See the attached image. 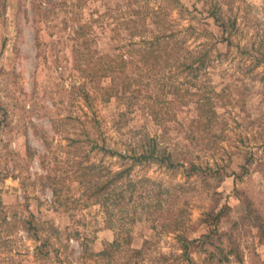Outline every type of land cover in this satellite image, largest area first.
<instances>
[{
  "label": "rangeland",
  "instance_id": "374dc122",
  "mask_svg": "<svg viewBox=\"0 0 264 264\" xmlns=\"http://www.w3.org/2000/svg\"><path fill=\"white\" fill-rule=\"evenodd\" d=\"M75 1L65 0L53 22L36 24L29 0H0V264H186L178 237L199 239L213 226L227 232L241 254V262L232 256L225 264H264V245L256 229L240 221L241 198L251 201L264 219V67L256 69L260 75L253 81L237 83L243 89L238 106L217 108V121L227 123L222 140L201 152L190 145V155L211 170L186 176L187 165L169 169L156 163L134 164L130 179L135 189L123 188L115 195L110 191L103 207L90 196L96 178L92 174L81 182L80 167L97 165L103 176L128 167L132 162L127 149L144 134L161 135L164 126L145 116L142 104L127 107L126 99L101 101L96 82L75 68L71 31L53 27L69 15L66 9ZM81 1L84 6L77 11L86 18L104 13L110 2ZM176 1L137 0V6L164 8L168 20L184 33L190 26L191 45L206 41L201 37L204 29L219 35L207 15L212 0ZM218 1L237 19L234 42L249 50L233 47L210 70L207 85L221 93L233 87L237 77L250 78L246 66L259 50L252 44L264 38V0ZM93 30L99 32L97 25ZM90 48L105 54L111 44L101 36ZM218 49L226 52L224 44ZM82 83L88 101L79 90ZM108 83L101 81L102 86ZM170 98L155 99L156 109L171 114L163 104ZM192 108L189 102L177 112L178 120L190 118ZM219 129L215 127L214 135H220ZM165 139L178 141L173 130ZM97 145L117 150L125 159L98 153ZM185 146L180 141L175 147L179 157ZM221 208L228 210L215 223L210 216ZM222 239L228 245L227 236ZM205 257L203 251L192 250L193 264H212L203 262Z\"/></svg>",
  "mask_w": 264,
  "mask_h": 264
},
{
  "label": "trees",
  "instance_id": "16d2710c",
  "mask_svg": "<svg viewBox=\"0 0 264 264\" xmlns=\"http://www.w3.org/2000/svg\"><path fill=\"white\" fill-rule=\"evenodd\" d=\"M64 2L65 0L59 3H51L49 0H29L34 23L53 22L52 18L61 10ZM144 2L146 3L147 0ZM81 3V0H76L74 6L72 5L73 8L67 7L66 11L69 15L59 23L61 26L53 24L58 32L68 29L71 31L68 37L72 42L75 68L83 77H90L91 81L96 82L101 101L106 103L112 98L126 99L127 107L142 104L140 109L143 114L154 120L155 124L164 126L161 135L144 134L135 142L134 147L127 149L126 153H131L132 162L128 167L118 171L108 170L107 176L101 174V168L97 165L89 164L80 167L78 173L81 182H86L92 174L96 178L94 185L89 188L90 196L97 198V203L104 207L110 191L115 195L123 188L134 190L136 183L130 179L134 164L156 163L169 169L183 168L187 165L188 167L184 168L186 176L205 174L206 171L211 170L208 165H203L199 161L198 156L190 155L189 147L192 145L199 148L201 152L212 149L219 140H222L220 136L223 137V127L227 123L217 121L216 110L218 107L227 109L238 106L243 89L237 83L244 82L245 78L251 82L260 75L256 69L264 67V38L252 44L253 49L257 47L259 50L255 49L257 55L251 57L246 66L251 71L250 78L244 75L243 79L239 80L237 77L233 87L228 85L223 92L216 93L214 87L209 88L207 85L210 70L217 67L222 61L220 58L222 59L233 47H236L239 52L249 53L246 47L240 48L239 44L234 42L238 32L237 19L228 15L223 3L212 0L207 11L219 35L216 36L208 29H204L205 35L201 37L206 41L195 45L188 43L190 38L188 31H192V28L187 27L186 33L183 29L178 30L173 26L172 21L168 20L167 11L164 8L147 4L137 6V0H110L104 13H99L96 18L92 16L86 18L83 11H77L84 6ZM172 3L177 4V1L172 0ZM94 25H97L98 33L93 30ZM101 36L108 38L111 44L110 50L105 54L90 50L91 43L96 44ZM219 44L225 45V53L218 49ZM90 62H94L92 67L88 65L91 64ZM260 77V80H264V71ZM141 78L146 79L147 83H142ZM104 79L109 81L106 86L101 85ZM79 90L83 99L88 101L90 95L85 89V83L79 86ZM225 90H227L226 94H224ZM164 95L171 96L166 103H163L164 109L170 110L171 114L168 111L162 113L156 109L155 99ZM150 100H152L151 105L148 102ZM189 102L193 104V115L185 121L178 120L177 112H181V109L188 106ZM166 124H173V126L167 127ZM218 126L220 135L217 136L214 135V129ZM169 130L175 131L177 143L166 142L165 137ZM180 141L186 142L185 154L182 157H179L175 151ZM131 142L134 144L130 141L129 145ZM97 147L98 153H107L125 159V155L117 150L98 145ZM240 200L244 207L240 221L256 229L258 242L264 245V219L253 207L251 201L247 198ZM226 210L228 209L221 208L210 218L217 223ZM24 224L28 226V229L32 228L30 221H25ZM236 225L238 221L233 224V226ZM228 235L227 232H220L216 226H213L208 234L202 235L199 239L189 241L179 236L181 259L186 264H193L191 254L192 250L196 249L199 252L203 251L206 255L203 259L206 263H229L232 256L236 258V261L241 262L238 246ZM224 236H227L228 245H225L222 239ZM36 238L33 237L35 240ZM209 248H212V251Z\"/></svg>",
  "mask_w": 264,
  "mask_h": 264
}]
</instances>
